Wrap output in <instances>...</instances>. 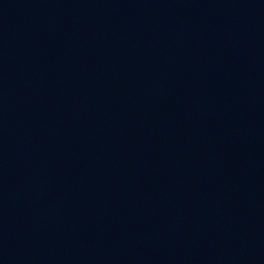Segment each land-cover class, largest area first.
I'll return each mask as SVG.
<instances>
[{"label": "water", "instance_id": "obj_1", "mask_svg": "<svg viewBox=\"0 0 264 264\" xmlns=\"http://www.w3.org/2000/svg\"><path fill=\"white\" fill-rule=\"evenodd\" d=\"M0 264H264V0H0Z\"/></svg>", "mask_w": 264, "mask_h": 264}]
</instances>
